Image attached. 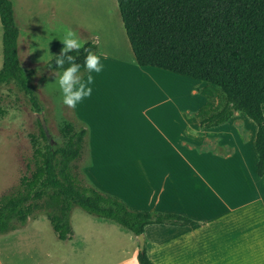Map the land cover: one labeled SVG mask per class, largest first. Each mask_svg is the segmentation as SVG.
<instances>
[{
	"label": "crops",
	"instance_id": "obj_1",
	"mask_svg": "<svg viewBox=\"0 0 264 264\" xmlns=\"http://www.w3.org/2000/svg\"><path fill=\"white\" fill-rule=\"evenodd\" d=\"M92 38L103 70L91 73L92 94L74 109L88 132V181L132 208L194 220L145 226L153 264H264V175L256 174L255 122L235 112L224 124L200 128L194 113L206 102L199 90L208 83L138 65L127 36L121 53L114 52V40L105 50ZM28 51L34 61L30 45ZM116 99L126 100V107L115 106ZM208 142L213 146L204 148ZM43 218L29 217L0 234V264H139L137 237L113 220L97 217L76 232L70 214L73 233L60 240ZM104 241L107 250L91 252Z\"/></svg>",
	"mask_w": 264,
	"mask_h": 264
},
{
	"label": "trees",
	"instance_id": "obj_2",
	"mask_svg": "<svg viewBox=\"0 0 264 264\" xmlns=\"http://www.w3.org/2000/svg\"><path fill=\"white\" fill-rule=\"evenodd\" d=\"M120 18L140 66H155L208 83L199 92L206 102L194 115L200 128L226 123L243 112L257 125L256 174L264 175V0H116ZM2 65L0 88L16 82L40 110L30 86L31 72L18 55L19 29L11 0H0ZM84 47L96 53L90 40ZM83 67L85 53L72 52ZM45 67L55 69L53 61ZM68 67L65 64V68ZM43 143H35L33 168L19 177L11 194L0 198V234L24 225L43 210L56 237L72 235L70 214L74 206L87 214L113 220L134 236L149 224L192 225L194 220L173 212L129 206L119 196L92 185L76 174L87 136L85 127L66 124L63 141L52 142L39 121ZM86 180V181H85ZM139 264H153L146 247L138 250Z\"/></svg>",
	"mask_w": 264,
	"mask_h": 264
},
{
	"label": "rangeland",
	"instance_id": "obj_3",
	"mask_svg": "<svg viewBox=\"0 0 264 264\" xmlns=\"http://www.w3.org/2000/svg\"><path fill=\"white\" fill-rule=\"evenodd\" d=\"M13 4L14 21L19 29L18 55L23 68L31 72L30 86L37 97L40 110L34 106L30 96L16 83L4 84L0 88V198L11 194L18 186L19 177L29 174L33 168L34 144L43 143L38 124L37 113L41 112L49 132V139L54 143H61L63 136L61 129L66 124L75 128L82 126V122L74 109L61 103V94L56 87V72L45 67L50 54H59L63 47L60 42L65 28H71L82 41L99 40L101 49H107L112 40L118 44V51L123 49L124 39L127 43L116 0H11ZM48 26V27H47ZM51 29V30H50ZM48 33L46 35H42ZM112 39V40H111ZM30 45L34 53V61L30 60L28 51ZM2 64V27L0 23V67ZM151 80L158 82L156 76ZM146 79V77H144ZM143 82L150 83V81ZM149 80V79H148ZM180 91L188 89L187 84L175 82ZM171 83V82H170ZM178 83V84H175ZM127 85V84H126ZM130 84L126 89H130ZM122 92L125 93L123 83ZM113 104L126 107V100L116 99ZM79 158L76 159V174L79 178L87 179L85 168L88 161V140ZM208 142L204 148H211ZM86 181V180H85ZM44 211L35 216L43 215ZM45 215V214H44ZM99 219L87 214L78 206L71 211V222L74 230L90 228L88 223ZM45 227L49 222L43 218ZM91 221V222H85ZM53 237L51 245H58ZM108 242H100L98 248L91 252L101 253L108 249ZM64 245V244H63ZM68 245V244H67ZM96 244L88 243L91 248Z\"/></svg>",
	"mask_w": 264,
	"mask_h": 264
},
{
	"label": "clouds",
	"instance_id": "obj_4",
	"mask_svg": "<svg viewBox=\"0 0 264 264\" xmlns=\"http://www.w3.org/2000/svg\"><path fill=\"white\" fill-rule=\"evenodd\" d=\"M63 47L59 54H50L49 61L55 63L56 87L61 94V103L68 108L75 109L77 104L83 99L90 97L92 88L90 85L94 83V77L91 73H100L103 65L100 63V56L84 47L85 41H82L77 33L71 28H65L63 36L60 40ZM85 53L83 67L89 73L86 81L80 75L82 65L76 62V56L69 53H79L81 49ZM65 64L68 67L65 68Z\"/></svg>",
	"mask_w": 264,
	"mask_h": 264
},
{
	"label": "water",
	"instance_id": "obj_5",
	"mask_svg": "<svg viewBox=\"0 0 264 264\" xmlns=\"http://www.w3.org/2000/svg\"><path fill=\"white\" fill-rule=\"evenodd\" d=\"M37 118H38V121L43 129V131L45 132L46 136L49 137V132H48V129L46 127V123H45V120L43 118V115L41 112L37 113ZM137 237V240H138V244H139V250H143L144 248V236L143 234H139L136 236Z\"/></svg>",
	"mask_w": 264,
	"mask_h": 264
}]
</instances>
